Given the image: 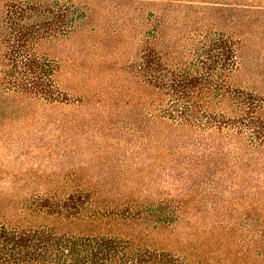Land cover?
I'll use <instances>...</instances> for the list:
<instances>
[{"label": "trees", "instance_id": "1", "mask_svg": "<svg viewBox=\"0 0 264 264\" xmlns=\"http://www.w3.org/2000/svg\"><path fill=\"white\" fill-rule=\"evenodd\" d=\"M75 22V12L58 0L4 6L3 99L37 106L65 104L55 79L58 66L36 49L42 41L66 36ZM140 59L135 74L147 90L141 138L150 153L148 188L130 195L91 193L76 177H67L62 190L0 193V264H236L223 251L216 254L226 247L225 237L241 241L238 225H226L222 219L229 214L223 207L225 181L237 178L241 163L251 164L264 145L255 125L258 107L242 98L232 81L238 67L236 45L218 38L194 50L149 47ZM152 157L161 163L155 166ZM71 185L75 189L69 191ZM237 186L233 183L230 192ZM201 202V210L190 208ZM190 213L218 219L216 225H204L203 232V242L216 249L193 245L192 232L186 233L187 241L168 237L184 229ZM40 216L87 227L110 219L117 228L77 234L24 220ZM258 232L257 257L264 264V229Z\"/></svg>", "mask_w": 264, "mask_h": 264}, {"label": "rangeland", "instance_id": "2", "mask_svg": "<svg viewBox=\"0 0 264 264\" xmlns=\"http://www.w3.org/2000/svg\"><path fill=\"white\" fill-rule=\"evenodd\" d=\"M20 1L53 0H0V19L6 4ZM58 1L75 12V25L66 36L42 41L36 53L58 66L56 83L67 101L37 106L0 96V193L22 196L62 190L67 177H76L83 183L82 189L91 193L145 191L151 179L150 153L141 138L147 90L135 67L149 47L167 52L194 50L214 39L231 40L238 56L232 81L241 97L258 107L255 125L263 139L264 0ZM152 160L155 166L161 163L155 157ZM248 163H241L237 178L226 179L228 192L223 198L224 211L229 214L222 219L226 225H238L241 241L232 243L225 237L226 247L216 253L223 251L228 261L236 264H259L258 231L264 229V145ZM233 183L238 186L230 192ZM149 194L156 196V191ZM204 203L190 208L196 212ZM11 217L19 218L15 212ZM24 220L77 234L117 228L110 219L88 227L45 216ZM216 220L215 216L190 213L184 229L168 237L187 241L186 233L192 232L193 245L214 250V245L203 242V232L204 225H216Z\"/></svg>", "mask_w": 264, "mask_h": 264}]
</instances>
